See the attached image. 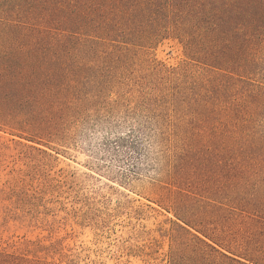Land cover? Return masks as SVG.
Instances as JSON below:
<instances>
[{
  "label": "rangeland",
  "instance_id": "1",
  "mask_svg": "<svg viewBox=\"0 0 264 264\" xmlns=\"http://www.w3.org/2000/svg\"><path fill=\"white\" fill-rule=\"evenodd\" d=\"M143 1L0 0L15 264H251L262 244L264 0Z\"/></svg>",
  "mask_w": 264,
  "mask_h": 264
},
{
  "label": "trees",
  "instance_id": "2",
  "mask_svg": "<svg viewBox=\"0 0 264 264\" xmlns=\"http://www.w3.org/2000/svg\"><path fill=\"white\" fill-rule=\"evenodd\" d=\"M7 0H4V2H6ZM100 2H103V3H111L115 6H121L123 4H125L126 2H134V4H138V3H141V4H144L145 2L143 0H99ZM229 1V0H228ZM232 2V0H231ZM233 3H234V0H233ZM235 4V3H234ZM99 5L103 6L104 4L102 3H99ZM202 5L198 4V7H199V10L197 11V15L195 18H199L201 20H203L202 18L205 16V17H208L206 16L205 12L203 10H201V7ZM1 7V5H0ZM201 7V8H200ZM233 19H234V16L233 15H230L228 17V19H226V22H229V23H232L233 22ZM218 24H216L214 27H216ZM195 26H197V28L201 29V28H209L203 24H199L198 23H195ZM215 30V29H214ZM190 35V34H189ZM193 40L194 39H189L188 43L192 46L193 45ZM259 213H260V224H261V201H260V210H259ZM264 217V216H263ZM251 264H264V227H263V240H262V244H261V230H260V240L258 242V245H257V248L255 249V251L253 252V255L251 256ZM0 264H15V261H14V258H11L9 256H5L3 255L2 253H0Z\"/></svg>",
  "mask_w": 264,
  "mask_h": 264
}]
</instances>
